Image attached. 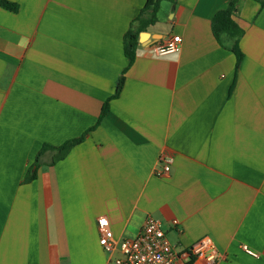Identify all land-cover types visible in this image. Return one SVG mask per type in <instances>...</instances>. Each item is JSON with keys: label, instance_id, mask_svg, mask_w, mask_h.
<instances>
[{"label": "crops", "instance_id": "crops-1", "mask_svg": "<svg viewBox=\"0 0 264 264\" xmlns=\"http://www.w3.org/2000/svg\"><path fill=\"white\" fill-rule=\"evenodd\" d=\"M4 1L18 9L0 7V264H113L100 217L116 243L151 218L178 250L208 237L220 264H264V7L238 0L236 69L210 25L229 0L162 2L98 123L147 0ZM173 36L179 50L156 57ZM84 135L24 183L44 144Z\"/></svg>", "mask_w": 264, "mask_h": 264}, {"label": "built area", "instance_id": "built-area-1", "mask_svg": "<svg viewBox=\"0 0 264 264\" xmlns=\"http://www.w3.org/2000/svg\"><path fill=\"white\" fill-rule=\"evenodd\" d=\"M181 39L173 36L164 43L152 46L156 57H164L179 50ZM161 168L155 171L156 176L165 177L170 171V159H161ZM99 234V245L105 253L111 255L114 251L118 256L113 259V264H192L204 262L205 264H220L219 256L210 238L204 237L190 247L178 250L166 238L159 221L148 218L133 239H124L116 243L110 230L107 218L100 217L96 221ZM251 253L247 248H243ZM223 259V258H222Z\"/></svg>", "mask_w": 264, "mask_h": 264}, {"label": "trees", "instance_id": "trees-1", "mask_svg": "<svg viewBox=\"0 0 264 264\" xmlns=\"http://www.w3.org/2000/svg\"><path fill=\"white\" fill-rule=\"evenodd\" d=\"M253 1L258 2L261 5V7H264V0H253ZM162 2H169L172 5H175L177 3V0H147L145 7L141 10L139 14V18L136 21L137 26L132 27L124 35L123 53L128 62L127 67L125 68V70L118 79L115 93L103 104L98 123L105 117L106 113L108 112L109 102L119 96L124 84V74L135 60L139 33L144 31L149 25H153L157 22V13L159 11L160 4ZM237 4H238V0H229L227 8L224 10L217 11L212 16L210 22L211 32L213 34V37L219 44L223 45L225 38L231 41V45L229 49L235 55L236 69L239 68L241 61L243 60V54L239 48V40L244 33L243 29L233 20V15L237 10ZM0 7L11 12H16L18 9V7L15 4H11L4 0H0ZM85 135L80 138L67 141L66 143L58 147L44 144L41 147L39 153L37 154L35 163L32 166V169L34 170L29 171V173L27 174L24 180V183H29L36 179L37 169L40 165L39 158L43 154H45L47 151L54 152V155L50 162V165H54L55 163L63 160L67 156L71 148L83 142Z\"/></svg>", "mask_w": 264, "mask_h": 264}, {"label": "water", "instance_id": "water-1", "mask_svg": "<svg viewBox=\"0 0 264 264\" xmlns=\"http://www.w3.org/2000/svg\"><path fill=\"white\" fill-rule=\"evenodd\" d=\"M148 36V34L147 33H140L139 34V41H141L143 38H146Z\"/></svg>", "mask_w": 264, "mask_h": 264}, {"label": "rangeland", "instance_id": "rangeland-1", "mask_svg": "<svg viewBox=\"0 0 264 264\" xmlns=\"http://www.w3.org/2000/svg\"><path fill=\"white\" fill-rule=\"evenodd\" d=\"M162 15L165 17L166 13H164V11H163V14Z\"/></svg>", "mask_w": 264, "mask_h": 264}]
</instances>
